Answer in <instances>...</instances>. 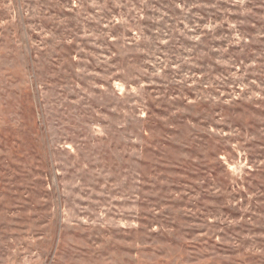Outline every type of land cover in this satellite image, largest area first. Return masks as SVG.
Listing matches in <instances>:
<instances>
[{
	"label": "rangeland",
	"instance_id": "374dc122",
	"mask_svg": "<svg viewBox=\"0 0 264 264\" xmlns=\"http://www.w3.org/2000/svg\"><path fill=\"white\" fill-rule=\"evenodd\" d=\"M0 264H264V0H0Z\"/></svg>",
	"mask_w": 264,
	"mask_h": 264
},
{
	"label": "clouds",
	"instance_id": "9594fccd",
	"mask_svg": "<svg viewBox=\"0 0 264 264\" xmlns=\"http://www.w3.org/2000/svg\"><path fill=\"white\" fill-rule=\"evenodd\" d=\"M213 7H214V5H213ZM212 27L214 28V27H215V25H213Z\"/></svg>",
	"mask_w": 264,
	"mask_h": 264
}]
</instances>
